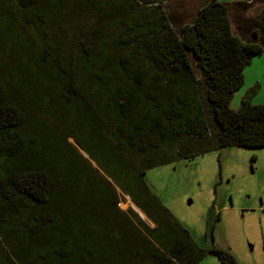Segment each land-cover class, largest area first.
Segmentation results:
<instances>
[{"label":"trees","instance_id":"trees-1","mask_svg":"<svg viewBox=\"0 0 264 264\" xmlns=\"http://www.w3.org/2000/svg\"><path fill=\"white\" fill-rule=\"evenodd\" d=\"M170 1L0 0V264H197L207 254L241 264L201 248L145 175L264 147L259 84L230 107L264 51V8L235 20L230 10L250 2L206 0L186 20ZM84 11L95 29L70 45L59 36ZM69 138L153 227L116 209L115 190Z\"/></svg>","mask_w":264,"mask_h":264},{"label":"rangeland","instance_id":"rangeland-1","mask_svg":"<svg viewBox=\"0 0 264 264\" xmlns=\"http://www.w3.org/2000/svg\"><path fill=\"white\" fill-rule=\"evenodd\" d=\"M217 1L250 2L251 8L259 7L261 4L264 6V0ZM179 3L192 2L170 1L168 12L172 17L173 14L177 16L181 12L180 9L186 5ZM192 10L184 13L186 20L193 16ZM231 17L234 18L233 11ZM96 19V13L84 11L66 24V31L59 37L63 36L64 40L73 45L80 38L81 32L95 29ZM28 33L33 36L31 29H28ZM16 55H18L17 63L22 64L23 55L19 52ZM253 60L252 64L246 67L243 85L234 93L231 100L230 107L234 110L240 107L242 97L256 80L260 88L253 96L252 103L264 104V54ZM67 141L109 181L115 190L116 209L124 212L131 222H136L131 213V211L137 213L133 208L136 206L131 199L110 181L111 179L88 158L84 151L81 152L77 148L71 138ZM252 157H255V161H252ZM218 159L223 167L221 174L218 171ZM227 178L229 182L226 181ZM145 180L151 192L184 226L201 248L214 247L228 250L241 264H264V211L261 209L264 208V147H229L199 155L191 160L175 161L149 169ZM85 225L82 236L89 239L93 233L91 236L88 226ZM99 230L101 232V227L94 229L95 236L99 235ZM36 255L37 253L33 252L30 258L35 259ZM52 260L54 261V257ZM41 262L42 260H39L38 264ZM197 264H220V262L216 256L207 254Z\"/></svg>","mask_w":264,"mask_h":264},{"label":"crops","instance_id":"crops-1","mask_svg":"<svg viewBox=\"0 0 264 264\" xmlns=\"http://www.w3.org/2000/svg\"><path fill=\"white\" fill-rule=\"evenodd\" d=\"M206 0H190V2H192V3H179L180 5L181 4H186V5H184L181 9H180V13L179 14H177V16L180 18V19H184L185 17V12H188L189 10H192V11H194V13L196 12V10L199 8V7H201L202 6V4H204V2H205ZM264 8V6L261 4L259 7H256V6H254L253 8H248L247 10H246V12H241V11H238V10H236V9H232V10H230L231 12L233 11L234 12V18H235V20L236 19H238V20H240V18L241 17H243V16H245V17H251V16H254V17H256V18H258L257 16H259V15H261V11H262V9ZM191 12V11H190ZM176 16V15H175ZM184 17V18H183ZM263 54H264V51H263V53L261 54V57L263 56ZM255 57H257V56H255ZM254 57V58H255ZM254 58H252V60H251V63L250 64H252V62L254 61L253 59ZM246 68H245V70H244V77H245V75H246ZM255 83H258L259 84V82L256 80L255 81ZM259 87H260V84H259ZM139 209V208H138ZM139 211H140V213H142V215L144 214L140 209H139ZM140 213H138V216L145 222V223H147V225H149L150 227H153L154 226V224L152 223V222H150L148 219H147V217L145 216V214L143 215V216H145V218H146V220L148 221H145L144 220V218L142 217V215L140 214Z\"/></svg>","mask_w":264,"mask_h":264},{"label":"flooded vegetation","instance_id":"flooded-vegetation-1","mask_svg":"<svg viewBox=\"0 0 264 264\" xmlns=\"http://www.w3.org/2000/svg\"><path fill=\"white\" fill-rule=\"evenodd\" d=\"M260 148H262V147H260ZM252 161H255V157H252ZM218 171L220 172V174H221V172L223 171V167H222V164H221V162L219 161V159H218ZM226 181L229 182V178H227ZM219 183H220V184L222 183V179H221V178H220ZM219 183H218V184H219ZM261 205H263V202H261ZM261 209L264 211V208H261ZM260 218H261V217H260Z\"/></svg>","mask_w":264,"mask_h":264},{"label":"bare ground","instance_id":"bare-ground-1","mask_svg":"<svg viewBox=\"0 0 264 264\" xmlns=\"http://www.w3.org/2000/svg\"><path fill=\"white\" fill-rule=\"evenodd\" d=\"M135 211H137V213H140V211L136 208V207H133ZM142 215V213H140ZM142 217L144 218L145 220V217L142 215Z\"/></svg>","mask_w":264,"mask_h":264},{"label":"water","instance_id":"water-1","mask_svg":"<svg viewBox=\"0 0 264 264\" xmlns=\"http://www.w3.org/2000/svg\"><path fill=\"white\" fill-rule=\"evenodd\" d=\"M75 145L77 146V144L75 143ZM77 148L81 151V152H83V150L79 147V146H77ZM93 163V162H92ZM144 215V214H143Z\"/></svg>","mask_w":264,"mask_h":264}]
</instances>
